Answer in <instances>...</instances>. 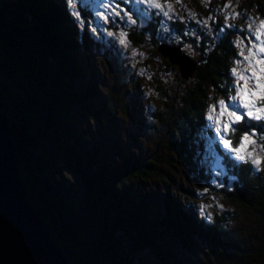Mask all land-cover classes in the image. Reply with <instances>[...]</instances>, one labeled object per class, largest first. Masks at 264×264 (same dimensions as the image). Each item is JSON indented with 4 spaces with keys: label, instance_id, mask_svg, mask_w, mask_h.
Listing matches in <instances>:
<instances>
[{
    "label": "trees",
    "instance_id": "1",
    "mask_svg": "<svg viewBox=\"0 0 264 264\" xmlns=\"http://www.w3.org/2000/svg\"><path fill=\"white\" fill-rule=\"evenodd\" d=\"M89 45L60 0H0V113L23 194L68 264H207L204 254L217 264H241L238 259L264 264V240L252 248L250 239H225L224 219L205 220L177 197L164 182L171 180L173 165L167 171L153 151L116 162L85 155L78 147L70 107L89 99L95 88L75 85L82 73L73 54ZM232 55L225 38L197 62L192 77L181 78L192 81L175 95L184 130L203 127L207 87L227 90ZM233 128L227 134L231 146L252 132L264 144V120L245 118ZM175 131L179 137L167 148L182 157L187 148L178 126ZM215 148L227 173L223 198L251 212L264 227V170ZM58 162L77 178L78 202L65 188ZM149 180L163 189L159 212H150L145 201L127 192V183L144 188ZM176 247L188 262H180Z\"/></svg>",
    "mask_w": 264,
    "mask_h": 264
},
{
    "label": "rangeland",
    "instance_id": "2",
    "mask_svg": "<svg viewBox=\"0 0 264 264\" xmlns=\"http://www.w3.org/2000/svg\"><path fill=\"white\" fill-rule=\"evenodd\" d=\"M60 2L78 35L85 33L90 42L86 50L79 49L73 54L82 73L75 85L95 88L89 99L75 101L70 107L80 138L78 147L85 150V155L116 162L128 156L144 157L153 151L167 171L174 168L171 180L164 182L171 183V190L177 197L183 198L205 220L213 216L223 218L225 239H250L251 247L256 248L259 241L264 240V227L259 219L222 196L224 188L228 187L227 173L215 146L228 158L240 161L220 140L221 135L229 140L227 134L234 124L227 132L217 133V124L209 119V112L215 105L216 114L220 113V100L229 105V110L233 103H238L230 100L236 94V77L231 70L234 67L242 70L247 62L240 55L237 41L243 40L245 55L250 41L258 43L251 33L264 21V0H157L162 6L159 9L150 6L148 0ZM121 32L126 33L127 46L119 42ZM225 38L233 50L227 90L220 93L207 87L203 127L184 130L178 123L182 106L175 95L189 88L192 81L181 79L179 67L174 62L169 63L173 68L166 66L167 57L163 58L156 48L160 44L178 48L196 65ZM240 83L243 85V81ZM262 103L257 102L256 106ZM220 121L222 127L228 121L227 115L220 116ZM177 126L187 148L182 157L167 148V144L179 137L175 131ZM253 139L256 144H249L244 151L260 156L259 167L251 160L248 163L254 170L262 171L264 151H261L258 137L255 135ZM238 146L239 143L232 147ZM58 172L71 199L78 202L77 178L68 173L61 162H58ZM126 188L134 199L140 197L145 201L150 212H159L163 191L160 183L157 186L155 180H149L143 188L130 182ZM175 254L180 262H188V256L179 247ZM203 258L207 264H217L209 261L206 254Z\"/></svg>",
    "mask_w": 264,
    "mask_h": 264
},
{
    "label": "water",
    "instance_id": "3",
    "mask_svg": "<svg viewBox=\"0 0 264 264\" xmlns=\"http://www.w3.org/2000/svg\"><path fill=\"white\" fill-rule=\"evenodd\" d=\"M156 52L167 57L171 65H178L182 79L192 76L195 62L181 54L178 48L160 44ZM0 264H68L23 194L7 121L1 113Z\"/></svg>",
    "mask_w": 264,
    "mask_h": 264
},
{
    "label": "snow or ice",
    "instance_id": "4",
    "mask_svg": "<svg viewBox=\"0 0 264 264\" xmlns=\"http://www.w3.org/2000/svg\"><path fill=\"white\" fill-rule=\"evenodd\" d=\"M69 2L72 3V0H69ZM148 3L155 8H162L157 0H148ZM72 6L75 7V4ZM171 7L172 5L169 4L168 8L171 9ZM164 14L168 15L167 12ZM251 34L255 36V40L258 41V43L249 42L251 46L247 48V55H245L243 40L237 41V45L240 46V55L243 56L244 61L247 62L246 67L242 70H238L237 67H234L231 70L232 74L236 77V94L230 97V100L233 102L238 101V103H233L231 105V110H229V105L226 104L224 100H220V113L216 114L215 105L212 106L209 112V119L214 120L217 124V133L221 131L227 132L232 124H238L245 118L264 120V103H262L260 107L256 106L257 102H264V39H262V37H264V21H261ZM109 35H112V33H109ZM119 42L127 46L126 33H120ZM237 64L239 65L240 62L238 61ZM241 81H243V85H241ZM240 109H244L245 111L241 112ZM225 114L228 117V121L224 122L221 127L220 116ZM231 131L235 132V129L232 128ZM255 135V132L251 134L244 133L240 137L239 146L236 148H233L231 146V141L225 139L223 135L220 136V140L223 141L225 148L235 154L237 160L243 162L251 160L253 165L259 167L261 164L260 156H254L253 152H247L245 154L244 151L249 144H256V140L253 139ZM260 139L264 141V136H261ZM261 151H264V144L261 145Z\"/></svg>",
    "mask_w": 264,
    "mask_h": 264
}]
</instances>
